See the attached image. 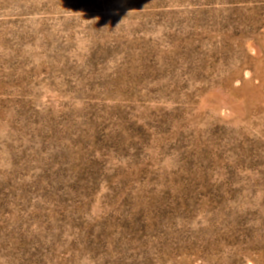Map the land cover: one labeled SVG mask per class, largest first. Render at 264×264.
<instances>
[{
  "label": "rangeland",
  "instance_id": "obj_1",
  "mask_svg": "<svg viewBox=\"0 0 264 264\" xmlns=\"http://www.w3.org/2000/svg\"><path fill=\"white\" fill-rule=\"evenodd\" d=\"M0 264H264V0H0Z\"/></svg>",
  "mask_w": 264,
  "mask_h": 264
}]
</instances>
